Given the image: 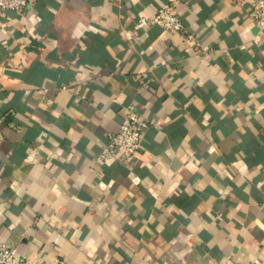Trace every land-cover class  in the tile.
<instances>
[{"label":"crops","instance_id":"crops-1","mask_svg":"<svg viewBox=\"0 0 264 264\" xmlns=\"http://www.w3.org/2000/svg\"><path fill=\"white\" fill-rule=\"evenodd\" d=\"M187 33L152 21L162 5ZM251 0L0 12V241L23 264H264V37ZM134 110L131 156L98 154Z\"/></svg>","mask_w":264,"mask_h":264},{"label":"built area","instance_id":"built-area-1","mask_svg":"<svg viewBox=\"0 0 264 264\" xmlns=\"http://www.w3.org/2000/svg\"><path fill=\"white\" fill-rule=\"evenodd\" d=\"M252 8L249 12L250 17L258 25V33L255 37L257 41L264 37V0H251ZM30 0H0V12L14 11L20 12L25 9ZM152 21L159 24L168 31L185 32L186 36L191 37L192 33L185 31L181 18L172 12L169 5H162L158 8ZM148 127V120L141 118L134 110H129L123 122L120 123L116 131L108 133V141L100 150L98 157L107 159L111 157L115 150H120L124 156L133 155L140 146L141 137ZM23 257L18 253L15 246L0 241V264H23ZM220 264H231L221 262Z\"/></svg>","mask_w":264,"mask_h":264}]
</instances>
